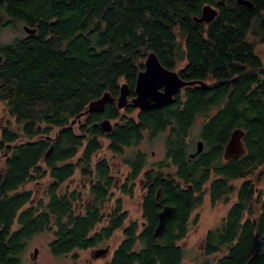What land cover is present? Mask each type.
Instances as JSON below:
<instances>
[{"label":"trees","instance_id":"trees-1","mask_svg":"<svg viewBox=\"0 0 264 264\" xmlns=\"http://www.w3.org/2000/svg\"><path fill=\"white\" fill-rule=\"evenodd\" d=\"M245 1L252 6L237 0H0V30L35 29L0 46V103L15 123L0 127V264H21L29 240L42 232H52L53 256H75L117 230L122 238L104 264H181L180 242L206 196L226 210L205 232L202 254L216 256L212 264H264V57L255 51V41L264 46V0ZM204 4L217 10L208 24L194 20ZM151 51L162 66L196 83L169 105L138 110L130 100ZM122 83L128 104L118 109ZM105 92L114 100L73 125ZM201 116L202 150L191 157L190 131ZM103 120L110 121L109 131L102 130ZM237 128L244 131L245 152L225 160ZM165 131L161 161L148 167L139 150L124 160L121 193L131 197L144 180L139 223L114 197L111 165L97 154L103 147L121 154ZM76 173L80 186L70 188ZM40 181L45 188L36 199L24 187ZM164 205L176 215L157 237Z\"/></svg>","mask_w":264,"mask_h":264},{"label":"rangeland","instance_id":"rangeland-1","mask_svg":"<svg viewBox=\"0 0 264 264\" xmlns=\"http://www.w3.org/2000/svg\"><path fill=\"white\" fill-rule=\"evenodd\" d=\"M25 33L21 28V24H17L16 27L7 26L0 30V46L10 43L16 37L23 36ZM253 38H249L252 40ZM256 53L264 57V46L255 41ZM182 66V65H181ZM181 91V89L179 90ZM178 91V92H179ZM177 94V93H176ZM136 113V112H135ZM204 121V117L201 116L197 118L194 126L191 128L189 141L192 143L193 147L196 146L198 140V130L200 124ZM10 123L14 126V119L10 117L2 104L0 103V127ZM164 134L160 133L156 138L149 140L146 137L136 146L127 147L121 155H113L103 147V149L97 154V156L106 157L112 166L113 174L115 175V187L113 189L114 197H119L122 200V205L124 209H127L129 212V218L141 222L140 214V199L142 196V189L139 182L134 189V195L128 197L125 194H122L119 191L118 187L122 185L124 176L126 175L128 168L124 160L130 158L135 151L139 150L144 153V158L146 165L150 167L158 160L164 156ZM78 174L76 173L73 180L70 182V188H79L78 185ZM82 184V183H81ZM236 184V182H235ZM25 189H32L37 198L43 197V192L45 188V182L40 181L36 183H30L25 185ZM114 199V198H113ZM226 206L223 204H217L211 206L208 201V196L205 197L203 204L200 207H197L192 217L197 219L195 223L193 221L189 225V231L185 239L180 242L181 247L184 250V257L181 264H212L216 256L204 257L201 252V245L205 235V232L213 228L215 225L219 224L222 217L224 216ZM102 224H99L96 229L100 228ZM53 238L52 232L46 231L34 235L28 242V245L21 256V264H103L107 261L113 249L116 247L118 242L121 239V231H115V234L110 241V252L107 253L104 257L98 259L94 258L93 249L91 250H77L75 251L74 258L71 256H62L56 257L53 256L48 249V243ZM105 247V244L102 245V248ZM34 249H37L35 262L32 258V253Z\"/></svg>","mask_w":264,"mask_h":264},{"label":"water","instance_id":"water-1","mask_svg":"<svg viewBox=\"0 0 264 264\" xmlns=\"http://www.w3.org/2000/svg\"><path fill=\"white\" fill-rule=\"evenodd\" d=\"M239 4L251 7L252 4L245 0H237ZM217 15V10L210 4H204L201 9L199 17H194V20L199 23L208 24ZM23 30L27 33H34L35 29H31L27 26H23ZM1 60V55H0ZM195 81H185L181 79L178 73L174 70L165 68L159 62L156 54L151 51L147 54L144 61V68L139 71L135 82V96L130 100L131 103L138 109L148 110L159 108L168 105L172 102L173 96L184 86L193 85ZM202 87H205V83H201ZM114 99L105 92L97 99L88 104V107L83 111L79 117L92 111H102L104 105L107 102ZM128 103V87L125 83L120 85V93L116 99L118 109H123ZM74 122V120L72 121ZM101 128L104 131L111 129V123L109 120H103L101 122ZM244 131L241 129H235L232 131L228 142L224 148L223 159L228 160L232 157H240L245 152L243 143ZM50 150V149H49ZM202 150V142L199 140L196 144L195 153L190 156L193 157ZM161 197V190L158 189L156 193V200ZM176 215V208L170 205H164L158 213V223L155 228V236H161L166 227V223ZM108 248H97L93 250V257H104ZM37 249H34L32 258L36 257Z\"/></svg>","mask_w":264,"mask_h":264},{"label":"flooded vegetation","instance_id":"flooded-vegetation-1","mask_svg":"<svg viewBox=\"0 0 264 264\" xmlns=\"http://www.w3.org/2000/svg\"><path fill=\"white\" fill-rule=\"evenodd\" d=\"M23 26H24V25L21 24V28H22V30H23ZM23 31H24V30H23ZM24 33H26V34H31V33H27V32H25V31H24ZM23 36H24V35H23ZM20 37H22V36H20ZM20 37H16V38H20ZM16 38H15V39H16ZM15 39H13V40H15ZM13 40H12V41H13ZM12 41H11V42H12ZM184 87H185V86H184ZM182 88H183V87H182ZM182 88H181V89H182ZM177 93H178V92H177ZM175 95H176V94H175ZM175 95H174V96H175ZM174 96H173V100H174ZM173 100H172V101H173ZM171 103H172V102H171ZM171 103H170V104H171ZM115 104H116V101H115ZM127 104H128V103H127ZM127 104H126V105H127ZM131 104H132V103H131ZM116 105H117V104H116ZM132 105H133V104H132ZM168 105H169V104H168ZM133 106H134V105H133ZM134 107H135V106H134ZM103 108H104V107H103ZM135 108H136V107H135ZM136 109H138V108H136ZM154 109H155V108H154ZM138 110H142V109H138ZM148 110H149V109H148ZM87 114H88V113H87ZM87 114H84V115H87ZM84 115L81 116V117H79L76 121L74 120V122H72V124H73V125H78L79 123H81L82 119L84 118ZM162 134L166 135V134H167V131L162 132ZM105 142H106V141L103 140L104 145H105ZM125 149H127V147H125V148L122 150V153L124 152ZM164 149H165V147H164ZM122 153H121V154H122ZM164 153H165V152H164ZM121 154H118V155H121ZM192 154H193V153H192ZM163 158H164V156H163ZM163 158H161V159L158 160L157 162L161 161ZM157 162H156V163H157ZM109 163H110V161H109ZM110 165H111V163H110ZM126 166H127V164H126ZM127 168H128V167H127ZM111 170H112V174H111V175L114 177L115 175L113 174L112 166H111ZM127 172H128V171H127ZM125 176H126V175H125ZM125 176H124V178H125ZM72 180H73V179H72ZM72 180H71V181H72ZM71 181H69V184H71V183H70ZM143 181H144L143 179H140V178H139V184H140V187H141V185L144 183ZM115 182H116V179H115V177H114V187H115ZM122 182H124V180H123ZM78 185H79V184H78ZM141 188H142V187H141ZM119 191H120V190H119ZM34 194H35V193H34ZM142 195H143V192H142ZM141 198H142V196H141ZM140 201H141V199H140ZM139 206H140V205H139ZM120 231H121V230H120ZM114 234H115V232L113 233V235H114ZM113 235H112L109 239H107V240H105V241H103V242L97 244V246H95V247H93V248H90V249H88V250H91V251H92V250L95 249V248H102V245L105 244V247H103V248H108V251L106 252V255H107V253L110 252V245H111V244H110V241H111V238L113 237ZM121 238H122V234H121ZM120 240H121V239H120ZM50 241H51V240H50ZM50 241H49V242H50ZM119 242H120V241H119ZM119 242H118V243H119ZM202 243H203V241H202ZM116 246H117V245H116ZM115 248H116V247H115ZM115 248H114V249H115ZM114 249H113V251H114ZM113 251L111 252V255H112ZM201 252H202V245H201ZM72 254H75V251H74ZM202 255H203V254H202ZM63 256H71V257L74 258V256H72L71 254L63 255ZM203 256H204V255H203ZM56 257H57V256H56ZM58 257H62V256H58ZM204 257H206V256H204ZM99 258H100V257H99ZM110 258H111V256H110ZM110 258H109L108 260H110ZM33 259H34L33 261L35 262L36 257H34ZM96 259H98V258H96ZM108 260H107V261H108ZM107 261H105L104 263H106ZM104 263H103V264H104Z\"/></svg>","mask_w":264,"mask_h":264}]
</instances>
